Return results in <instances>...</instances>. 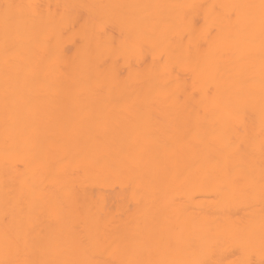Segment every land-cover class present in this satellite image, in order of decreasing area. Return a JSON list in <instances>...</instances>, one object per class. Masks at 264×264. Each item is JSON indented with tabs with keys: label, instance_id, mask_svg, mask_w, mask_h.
I'll return each mask as SVG.
<instances>
[{
	"label": "bare ground",
	"instance_id": "obj_1",
	"mask_svg": "<svg viewBox=\"0 0 264 264\" xmlns=\"http://www.w3.org/2000/svg\"><path fill=\"white\" fill-rule=\"evenodd\" d=\"M0 264H264V0H0Z\"/></svg>",
	"mask_w": 264,
	"mask_h": 264
},
{
	"label": "rangeland",
	"instance_id": "obj_2",
	"mask_svg": "<svg viewBox=\"0 0 264 264\" xmlns=\"http://www.w3.org/2000/svg\"><path fill=\"white\" fill-rule=\"evenodd\" d=\"M72 48V47H71Z\"/></svg>",
	"mask_w": 264,
	"mask_h": 264
}]
</instances>
